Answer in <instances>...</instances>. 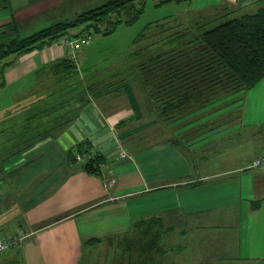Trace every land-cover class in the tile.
I'll return each mask as SVG.
<instances>
[{"label": "crops", "instance_id": "crops-1", "mask_svg": "<svg viewBox=\"0 0 264 264\" xmlns=\"http://www.w3.org/2000/svg\"><path fill=\"white\" fill-rule=\"evenodd\" d=\"M61 1L4 0L0 33L13 20L20 27ZM188 5L196 22H206L218 14L238 17L254 12L264 0H189ZM63 39L69 38L9 56L1 88L21 86L29 95L39 90L49 80L35 71L70 55ZM170 43L175 45L174 40ZM99 78L94 81L104 80ZM114 92L130 96L129 115L123 118L108 105ZM139 93L137 82H120L117 90L91 98L69 124L40 139L28 137L22 152L0 160V195L5 190L1 185L9 184L15 191L20 182L37 180L31 190L11 196L20 209L12 219L17 224L0 239L18 231L26 236L14 248L15 256L1 257L0 264H81L96 247L119 245L137 230L139 221L154 216H161L171 225V233L183 240L169 249L180 248L182 254L189 248L208 264H264V169L249 167L264 153V75L247 90L173 119L165 129L169 136L148 141L141 131L151 126L148 115H141ZM224 103L233 104L232 110H217ZM133 105L139 115L131 114ZM180 122L182 126H177ZM85 139L105 156L100 176L87 174L66 157L68 148ZM206 244L222 248L209 256ZM184 259L177 257L176 264Z\"/></svg>", "mask_w": 264, "mask_h": 264}, {"label": "trees", "instance_id": "trees-1", "mask_svg": "<svg viewBox=\"0 0 264 264\" xmlns=\"http://www.w3.org/2000/svg\"><path fill=\"white\" fill-rule=\"evenodd\" d=\"M145 1L108 0L84 11L70 22H56L25 37L20 35L19 26L13 22L0 34V87L4 85L5 69L10 65L7 61L9 56L42 49L63 37L75 39L90 36V29L108 34L114 31L118 23L130 24L135 21L143 11ZM3 2L0 0V9ZM209 21L183 27L179 39L170 38L175 41L173 49L151 55L133 65L139 69L138 80L141 79L142 87L156 101L166 120L175 119L176 114L188 105L200 108L222 96L247 90L264 75V6L207 28ZM75 28L78 31L69 35V31ZM141 54L142 50L137 49L133 56L137 58ZM131 68L124 71L130 69V73H133ZM35 74L51 80L50 89L43 95L52 96L58 101L57 105L52 101L49 106L39 107L36 111L40 112L28 117L29 125L33 124L38 130L35 139L69 124L91 98L115 91L119 83L125 81L123 75L116 81L112 77L94 81L95 75L91 72L84 75L78 69L75 57L70 55L44 64ZM53 108L57 109L52 111ZM77 154L81 157L80 161L76 160ZM66 157L71 163L77 162L87 174H102L105 156L86 139L68 148ZM2 170L0 162V173ZM133 232L141 235L138 243L146 232H151L150 248H154L159 241L162 242L165 234L171 233V225L161 216H154L139 221L137 230ZM179 249L178 252L181 251ZM133 263L144 264L139 259Z\"/></svg>", "mask_w": 264, "mask_h": 264}, {"label": "rangeland", "instance_id": "rangeland-1", "mask_svg": "<svg viewBox=\"0 0 264 264\" xmlns=\"http://www.w3.org/2000/svg\"><path fill=\"white\" fill-rule=\"evenodd\" d=\"M107 1L108 0H63L57 5V7L28 18V20L22 23L19 27V32L25 37L56 22H70L84 11L100 6ZM190 9L191 7H189L188 1L146 0L143 6V11L135 21L130 24H125L124 22L118 23L114 31L108 34L95 32L93 29H90L91 38L88 43L81 46L78 51H75V55L76 52H78L77 63L84 75L91 72L95 75V78H110V76H112V80H115L116 78L118 80L119 77L123 75L125 81L133 80L135 83L137 82L140 90L139 99H142L141 105L144 109V114H142L141 111V115H148L149 120L147 119V122L149 123L147 125L153 127H145L141 131V134L143 133L142 137L147 141L158 137L169 136V132H166L165 129L172 124L173 120H166V115L161 113V108L155 104L156 101L152 99V96L142 87V83L140 82L141 79L138 80L139 69L133 67V65L136 64L134 62L135 56H133V53L137 49H141L142 54L138 57V60L141 61L151 55L163 52L167 48L172 47L173 45L170 43V38L175 37L176 40L179 39V36L184 31L183 27L187 26L183 23L187 21L192 25L198 20ZM231 17L232 16H222L218 14L210 19L206 27H212ZM13 21L15 22V20ZM77 31L78 28L71 29L69 35H72ZM0 38H2L1 35ZM63 40L65 45H67V42L71 40V38L69 37V39ZM69 49L68 46V50ZM82 49L85 50V52L83 51L82 53ZM125 67H133L131 68L133 73H130V69L120 73ZM48 83L49 85L52 84L51 80L30 95L28 89H25L23 90L24 92H22L20 90L22 89L21 86L0 87V160L8 157L12 158L13 155L22 152L28 145V137L31 139L37 138L38 130L33 124L32 126L29 125L28 122H30V120L28 117L40 112L41 110H36L45 105L49 106L52 101V103H56V105L58 104L57 98L43 95L50 89ZM113 88L117 89V87ZM112 96H115L113 97L115 100L111 98L108 105L111 108L113 107L120 111L118 117L123 118V116L129 115L128 113L130 110L128 109L126 99H130V96L125 98L123 93L120 92H114ZM133 99L134 98L132 97L131 101ZM220 105L222 106H216V108L219 107L217 110H223V112L232 110V106H234L233 104L225 103ZM132 107L131 114L133 115L134 112L136 115H139V108L137 110L134 105ZM240 107L238 110H241ZM198 108V106L192 104L184 107L179 114H176L178 117H176L175 120L182 117L184 114L188 116L190 111H196ZM213 108L215 109V107ZM56 109L53 108L52 111ZM214 109H212L213 111L208 110L210 115L214 114ZM150 117L154 118V120ZM225 119H227V116L222 117V120L225 121ZM177 126H182L181 122L177 124ZM11 160H16V158ZM36 183L37 180L20 182L15 185V191L9 184L7 187L1 185L5 189L2 190L3 193L0 195V223H2V228L4 229L0 230L1 236L5 235L17 224L14 223L12 219H16V217L13 216L18 215L20 209L11 203V196L14 197L15 194L18 196V194L31 190ZM6 192L10 195L9 197H7ZM23 201L26 200L24 199ZM9 204L11 206H9ZM17 233L23 234V239L26 236L23 231H18ZM151 234V232H146L139 242L141 244H139L137 240L141 235L138 232H130L123 239L118 241L119 245L117 246L113 245L110 249L109 246L96 247L92 250L90 256L84 257L83 263L81 264H84L85 261L90 260V258V262L85 264H135L133 261H136L137 259H139L140 262H144V264H176L177 257L185 258V262H181V264H208V262L205 261L206 259L202 261L198 260L199 254L192 255V253L189 252V248L187 251H183L182 254L181 251L178 252L179 248L177 247L169 249L167 247L168 245L177 246L183 241L180 240V236L176 233L165 234L162 242L159 241L154 248H150ZM212 243L214 242L212 241ZM212 245L211 247L208 244L205 246V251L208 249L209 256L214 253L215 249L218 251V249L222 248L217 247L216 244H214V248ZM15 254L16 249H7L0 253V258H7L9 256L13 257ZM174 258L175 263L173 261ZM13 264L18 263L14 262Z\"/></svg>", "mask_w": 264, "mask_h": 264}, {"label": "built area", "instance_id": "built-area-1", "mask_svg": "<svg viewBox=\"0 0 264 264\" xmlns=\"http://www.w3.org/2000/svg\"><path fill=\"white\" fill-rule=\"evenodd\" d=\"M90 38L91 36L85 35L75 39H71L68 42L66 41L68 43L67 45L70 48L69 49L70 56L75 57V51L79 50L81 46H83L84 44H87ZM76 159L80 160L81 157L77 154ZM249 167L264 169V153L254 157L250 161ZM22 240H23V234L20 233H15L10 237L0 239V253L4 252L9 248H12L13 246H16Z\"/></svg>", "mask_w": 264, "mask_h": 264}]
</instances>
